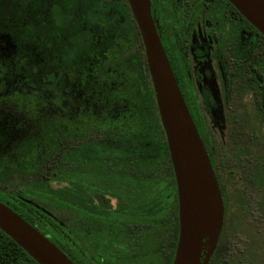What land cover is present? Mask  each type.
<instances>
[{
    "label": "flooded vegetation",
    "instance_id": "1",
    "mask_svg": "<svg viewBox=\"0 0 264 264\" xmlns=\"http://www.w3.org/2000/svg\"><path fill=\"white\" fill-rule=\"evenodd\" d=\"M90 2L92 5L88 4ZM151 6L161 41L212 162L223 198L222 229L209 264H227L234 244L239 248V264H256V261L264 260V35L230 0H151ZM29 7L31 19L28 29L33 51L29 59L30 64L33 61L30 72L32 75L36 72L38 53L34 48L39 44L40 36L44 35V50L50 57V68L45 75L46 88L53 91L59 82L62 85L59 94L65 101L60 108L62 141L66 152L76 147L82 206L77 256L69 251L70 248L57 245L49 234L45 235L76 264H99L104 260L100 240L107 237L105 228L108 227L111 232L108 236L113 238L116 222L137 224V221L116 220L112 216L107 222L98 214L100 210L115 213L119 208H129L127 201L133 189L130 145L126 141L128 153L118 155L117 146H122L125 141L117 139L115 126L106 127L100 118L109 112L114 118L120 117L122 107L117 102L119 85L133 89V98L141 99L144 93L143 73L148 68L146 49L142 41L145 64L140 60L131 64L135 49L124 50L117 46V35L125 37L129 22H132L125 0H29ZM44 9L45 17L40 19V12ZM70 15L74 16L69 27ZM54 16L65 22L59 26L67 29L61 39L60 28L52 24ZM90 16L92 25L85 26ZM89 31L92 38L86 36ZM68 32L76 36L65 37ZM19 35L14 38L0 27V69L3 70L4 56L17 62L19 67L26 62V54H22V45L18 42ZM87 40L92 42H89L92 53L88 52L91 49ZM117 66L124 67L123 77L132 82L118 83ZM75 85L79 101L76 110L72 111L68 103ZM32 93L35 95L36 91ZM20 96L21 93L14 89L0 98V110L14 111V123L8 125L14 126V131H18L20 124ZM122 99L127 105L126 111L131 112L130 101ZM74 130L76 137L72 138ZM3 140L0 138V163L16 161L17 165L15 168L9 166L12 175H7L5 183L3 181L0 185V194L6 198H0L42 231L36 222L40 221L38 217L47 214L46 210L22 196L24 188L20 184L25 182L29 173L21 172L20 166L31 168L37 147L48 143L32 141L35 150L29 155L21 154L20 144L26 141L18 138ZM12 146H17L16 153L9 157L5 153ZM167 165L170 167L169 163ZM146 175V168L142 167L144 184ZM176 191L179 217L177 182ZM87 207L96 212L93 220L86 214ZM32 208L38 210V215ZM87 222H95L96 230H88ZM61 224L67 235L72 234L68 225ZM101 225L104 227L102 232ZM179 231L178 222V237ZM90 237L94 246L89 244ZM124 237L113 247L125 248V254L130 255L134 253L131 243L135 239Z\"/></svg>",
    "mask_w": 264,
    "mask_h": 264
},
{
    "label": "trees",
    "instance_id": "2",
    "mask_svg": "<svg viewBox=\"0 0 264 264\" xmlns=\"http://www.w3.org/2000/svg\"><path fill=\"white\" fill-rule=\"evenodd\" d=\"M125 3L129 8L132 22H129V18H127L129 25L125 37H120L121 34H118L116 43L124 50L135 49L131 56L133 61L131 64H134L136 60L145 64L141 34L126 0ZM73 16H68L69 27L72 24ZM92 20L91 16L88 17L85 26H91ZM86 36L92 38L93 34L86 33ZM41 84L46 87L45 77ZM143 86L144 93L140 99L142 101L140 113L149 114L152 112L156 118L153 122H148L146 118L148 124L142 133L128 135L117 129V139L125 141L122 146H117V154L128 153L125 146L127 141L128 146L130 145L129 153L133 155V189L129 194L130 200L127 201V205L130 207L119 208L115 210V213L109 210H100L98 213L100 218L107 222L112 216L116 220L137 221V224L135 222H116L115 237L113 238L108 236L111 233L108 227L105 228L107 237L100 240L104 260L99 264H172L175 256L179 222L176 182L168 142L161 123L148 68L144 69ZM137 100L136 98L131 100L132 110L136 109ZM51 146V152L47 146L37 147L32 167L20 169L21 172L29 173V177L24 179L25 182L21 181L20 184L24 188L22 196L30 198L46 210L47 214L38 217L40 221L36 222L44 234H49L60 247L70 248L69 251L77 256L79 220L82 212L78 154L75 146L66 152V146L61 137L54 138ZM167 163L170 167H167ZM142 167L147 171L145 184L141 177ZM0 200L2 201L1 198ZM32 209L38 215V210ZM86 214L93 220L96 212L87 207ZM145 220L148 222H142ZM61 222L69 226L72 234L67 235ZM87 227L88 230H96L95 222H87ZM103 229L104 227L101 225L100 232ZM101 235L104 236L103 233ZM124 236L135 239L131 243L134 253H130V255L125 254V248L113 247L115 243L123 241ZM89 244L94 246L92 237L89 238ZM0 264L39 263L0 229Z\"/></svg>",
    "mask_w": 264,
    "mask_h": 264
},
{
    "label": "water",
    "instance_id": "3",
    "mask_svg": "<svg viewBox=\"0 0 264 264\" xmlns=\"http://www.w3.org/2000/svg\"><path fill=\"white\" fill-rule=\"evenodd\" d=\"M127 1L146 49L177 182L180 231L172 264H209L224 217L219 183L161 41L151 0ZM230 1L264 35V0ZM0 229L39 264H76L41 230L1 200Z\"/></svg>",
    "mask_w": 264,
    "mask_h": 264
},
{
    "label": "rangeland",
    "instance_id": "4",
    "mask_svg": "<svg viewBox=\"0 0 264 264\" xmlns=\"http://www.w3.org/2000/svg\"><path fill=\"white\" fill-rule=\"evenodd\" d=\"M89 5H92V3H88ZM87 5V4H86ZM89 8V7H87ZM29 0H0V27L3 29L4 33L10 32L13 37L17 38L16 35H19L18 42L22 45V54L24 55V52L26 56L24 57L26 62L21 64L20 67L17 65V62H12V60H7L8 58L4 56L3 58V70L0 69V93H3L0 95L1 97H4L8 95V93L12 90H18L21 93V96L19 97V115H20V124L17 126L18 131H14V126H8L13 125V114L14 111L12 110H0V138L4 139V141H9L12 138H18L21 141H26L27 143H22L21 145V154L28 153L29 155L33 154V151L35 150V146L33 145L32 141H46L47 149L52 151L51 143L53 142L54 138L62 137V114L60 112V108L64 106L65 101L60 98L59 94L62 92V85L59 82L56 87L52 88V90L47 89L46 87H43L41 84L42 79L46 77V72L50 68V65L48 61L50 60V57L47 56L44 50L43 45V36L41 35V40L38 42L39 44L36 45V48H34V52L38 53V61L36 62V72L34 75H32V72H30L31 66L33 65V61H31L32 64H30V52L32 50L30 35H29V26H30V14H29ZM45 9L43 12H40V19H44ZM61 17L54 16L52 19L53 26H61L64 24V20H59ZM46 26V23H45ZM60 28V27H59ZM47 29L45 28V32ZM67 29L65 27L58 29L61 39L64 34L66 33ZM5 36V35H4ZM76 35H70L68 32V35H65V37L72 38ZM5 38V37H4ZM6 41V40H5ZM10 41V40H9ZM11 42V41H10ZM89 42L92 44L91 40H87L88 45H90V51L88 52L92 53V45L89 44ZM9 49H12L11 46ZM7 47V48H8ZM30 47V50H29ZM33 53V51L31 52ZM90 55V54H89ZM90 57H92L90 55ZM22 58V57H21ZM93 63V61H92ZM92 65V64H91ZM49 66V67H48ZM117 78L118 83L120 81L122 82H128L131 81L130 79H127L123 77L125 74V69L122 66H117ZM135 77V76H134ZM136 78V77H135ZM2 80V82H1ZM74 79H72V83ZM2 83L4 85L2 86ZM102 83V82H101ZM103 84V83H102ZM116 85V83H115ZM119 90L117 93L118 97V105L122 109L119 110V116L118 118H114V115H112L108 109L104 117L102 116L100 118V121L102 124H105L106 127H116L120 132L127 133L128 135L136 134L137 132L142 133L146 130L147 121H154L156 118L155 114L150 112L149 114H141L140 109L142 106V101L140 99L137 100V107L135 110L126 111L124 102H122L126 98L130 101L134 100V90L133 89H125V85H119ZM73 91L70 93V102L68 103L70 106V109L72 111L76 110L77 103L79 101V95L77 90V85L72 87ZM76 89V90H75ZM36 91L35 95L32 93L33 91ZM132 98V99H131ZM52 101V102H51ZM136 104V103H135ZM145 105V103H143ZM87 104L86 106H88ZM127 106V105H126ZM131 107V105L129 104ZM10 109H14L13 107L6 106ZM31 110H28V109ZM125 108V111H124ZM17 111V110H16ZM88 112V111H87ZM89 118L91 116L88 115ZM15 121L17 120V115L14 117ZM147 118V121H146ZM76 122V121H75ZM72 138L76 137L75 130L71 132ZM52 141V142H49ZM49 146V147H48ZM16 147L12 146L10 147L5 155L9 156L11 153H16ZM3 148V147H2ZM7 148V147H5ZM10 157V156H9ZM12 166L13 168L16 167V161L14 162H2L0 163V185L3 183L4 178L8 177L7 175L11 176L12 172L9 169V166ZM25 165H21L20 168H27L24 167ZM168 167V165H167ZM5 183V181H4ZM6 185V184H5ZM12 187V185H10ZM0 197L6 198L4 194H0ZM7 200V199H6ZM239 248L236 244H234V247H231L230 253H229V260L227 264H239ZM256 264H264V260H258L256 261Z\"/></svg>",
    "mask_w": 264,
    "mask_h": 264
}]
</instances>
